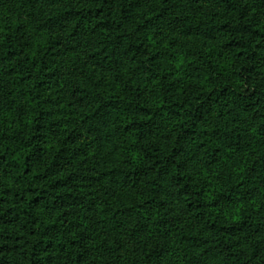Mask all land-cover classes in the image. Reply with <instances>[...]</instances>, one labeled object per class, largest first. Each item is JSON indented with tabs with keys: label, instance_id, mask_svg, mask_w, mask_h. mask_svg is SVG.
Listing matches in <instances>:
<instances>
[{
	"label": "trees",
	"instance_id": "16d2710c",
	"mask_svg": "<svg viewBox=\"0 0 264 264\" xmlns=\"http://www.w3.org/2000/svg\"><path fill=\"white\" fill-rule=\"evenodd\" d=\"M0 13V264H119L80 228L91 196L114 239L264 264V0ZM138 251L121 264H172L158 242Z\"/></svg>",
	"mask_w": 264,
	"mask_h": 264
},
{
	"label": "rangeland",
	"instance_id": "374dc122",
	"mask_svg": "<svg viewBox=\"0 0 264 264\" xmlns=\"http://www.w3.org/2000/svg\"><path fill=\"white\" fill-rule=\"evenodd\" d=\"M0 19L4 15L0 13ZM64 118V122H62V130H66L67 133H73V128L71 124H66L69 122H75L74 126H76V120L74 118H69L68 120ZM67 120V121H66ZM77 132V131H76ZM75 132V134H76ZM92 192V191H91ZM92 194V193H90ZM91 204L90 206H86L85 209L82 210V217L80 219V228L84 232H89L94 234L95 237L89 238L91 241L90 244L93 248L94 254L103 253V252H111L109 258H114L118 260L119 264L124 262L127 258H138L141 257V254L138 250L142 251L144 248L148 250L150 245L158 242L160 244L162 255L169 260L172 264H184L183 262V254L185 250V246L180 243L176 238L170 239H162L157 240V233L152 232L147 236V241L143 242L142 238L137 240H128V234L123 230L117 234V239H114V232L111 231L106 225H104L101 219L98 218L97 214V202L95 201V197L91 196ZM198 228L197 224H193ZM119 230V229H118ZM96 234V235H95ZM117 243V245H116ZM146 243L147 247H144L143 244ZM108 253V252H107ZM137 260V259H136ZM125 264V263H124Z\"/></svg>",
	"mask_w": 264,
	"mask_h": 264
}]
</instances>
